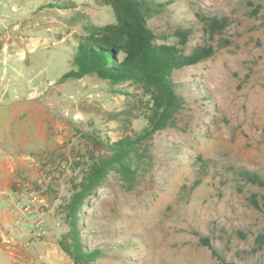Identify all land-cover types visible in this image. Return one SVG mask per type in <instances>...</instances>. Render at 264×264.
Here are the masks:
<instances>
[{
  "label": "rangeland",
  "instance_id": "obj_1",
  "mask_svg": "<svg viewBox=\"0 0 264 264\" xmlns=\"http://www.w3.org/2000/svg\"><path fill=\"white\" fill-rule=\"evenodd\" d=\"M164 1L153 18L158 31L192 28L189 50L211 43L216 52L174 70L186 98L177 125L154 135L151 170L133 190L112 174L87 198L76 220L84 246L100 250L92 264H220L201 243L207 236L238 264H264V250L248 253L264 231L263 190L226 169L264 175V0ZM10 3L12 18L0 24V208L35 190L49 230H1L0 264H76L60 240L73 226L68 204L90 162L83 157L142 131L150 96L94 74L62 79L75 67L80 13L106 24L116 20L111 6L2 0L0 12ZM210 16L229 21L212 39L203 18ZM253 194L260 208L250 203Z\"/></svg>",
  "mask_w": 264,
  "mask_h": 264
},
{
  "label": "trees",
  "instance_id": "obj_2",
  "mask_svg": "<svg viewBox=\"0 0 264 264\" xmlns=\"http://www.w3.org/2000/svg\"><path fill=\"white\" fill-rule=\"evenodd\" d=\"M97 1L112 7L116 20L100 24L87 14L80 13L84 32L77 36L78 44L74 46L75 67L66 72L62 79L94 74L114 84L129 82L150 96L151 106L147 114L148 123L142 131L127 134L114 142L100 143L96 146L95 155L83 157L85 161L90 159V162L68 204L73 226L60 240L61 247L76 264H92L100 255L99 249H86L76 221L87 198L103 186L112 174L117 175L128 190L136 187L140 178L151 170L152 138L157 132L175 127L178 114L186 105V98L173 80L174 70L197 64L216 52L211 43L197 45L189 50V40L194 34L192 28L179 26L172 34L156 29L153 18L165 10L167 1ZM203 18L205 30L211 39L222 33L229 24L227 17ZM121 114L125 115L124 124L130 125L131 111ZM201 163L205 169L210 166L209 160L201 159ZM226 169L245 183L260 187L264 195V175L246 167L227 166ZM249 200L254 207L260 208L256 194ZM241 235L243 238L247 236L245 233ZM200 240L212 250L220 264H238L215 247L209 237L201 236ZM255 242L256 247L248 253L264 250V231L256 236ZM241 253L237 252V256H242Z\"/></svg>",
  "mask_w": 264,
  "mask_h": 264
},
{
  "label": "built area",
  "instance_id": "obj_3",
  "mask_svg": "<svg viewBox=\"0 0 264 264\" xmlns=\"http://www.w3.org/2000/svg\"><path fill=\"white\" fill-rule=\"evenodd\" d=\"M13 10L14 7L10 3L5 12H0L1 25L10 22ZM7 201L6 206L0 208V231L22 227L38 236L47 235L49 230L47 212L42 205L43 200L39 199L35 190L19 194L16 198L7 197Z\"/></svg>",
  "mask_w": 264,
  "mask_h": 264
}]
</instances>
